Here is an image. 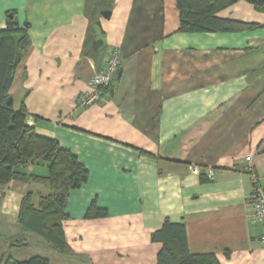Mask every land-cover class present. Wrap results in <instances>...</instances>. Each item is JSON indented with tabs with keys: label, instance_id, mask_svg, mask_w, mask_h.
Here are the masks:
<instances>
[{
	"label": "crops",
	"instance_id": "0c3cea01",
	"mask_svg": "<svg viewBox=\"0 0 264 264\" xmlns=\"http://www.w3.org/2000/svg\"><path fill=\"white\" fill-rule=\"evenodd\" d=\"M9 15L28 34L13 107L23 106L29 125L71 151L89 177L67 199L68 255L18 223L24 196L37 204L50 187L10 182L0 197V264L18 239L66 264H157L163 244L152 235L166 221L185 224L193 254L264 264L263 227L250 206L256 183L264 188V28L181 32L177 0H0L1 29ZM218 16L264 25L251 0ZM115 48L113 87L78 105ZM23 171L49 172L45 163ZM94 202L106 217H85Z\"/></svg>",
	"mask_w": 264,
	"mask_h": 264
},
{
	"label": "trees",
	"instance_id": "16d2710c",
	"mask_svg": "<svg viewBox=\"0 0 264 264\" xmlns=\"http://www.w3.org/2000/svg\"><path fill=\"white\" fill-rule=\"evenodd\" d=\"M238 0H177L180 13V31L192 32H233L264 28V25L222 19L218 13ZM254 7L264 12V0H251ZM24 34L19 49L28 43L27 30L19 27L15 17L7 19V27L0 28V197L12 181L31 180L47 184L51 193L41 197L36 204L31 192L22 199L18 223L26 234H34L62 254L72 251L66 241L63 223L69 217L65 213L71 191L83 186L89 172L69 150L58 141L40 136L34 126L29 125V115L24 107L16 110L8 103L18 65L15 64L16 49L13 36ZM45 163L48 176H30L23 171L28 165ZM106 209L92 203L85 217L104 218ZM154 242L163 244L157 264H221L214 254H193L190 252L184 223L166 221L159 231L152 235ZM12 246L26 247L24 240H13ZM5 264H51L44 256L37 255L19 261L7 259Z\"/></svg>",
	"mask_w": 264,
	"mask_h": 264
},
{
	"label": "built area",
	"instance_id": "2783aa9c",
	"mask_svg": "<svg viewBox=\"0 0 264 264\" xmlns=\"http://www.w3.org/2000/svg\"><path fill=\"white\" fill-rule=\"evenodd\" d=\"M120 66V51L112 49L110 56L106 61L104 69L94 74L91 79L92 92L90 94L81 95L78 99V105L82 107H89L102 100L106 89L113 87V78L118 72ZM197 169H195L196 171ZM213 171L207 173V177L212 179ZM250 206L252 209V219L261 223L263 227V235L261 242L264 245V188L256 183L254 191L250 197Z\"/></svg>",
	"mask_w": 264,
	"mask_h": 264
},
{
	"label": "rangeland",
	"instance_id": "374dc122",
	"mask_svg": "<svg viewBox=\"0 0 264 264\" xmlns=\"http://www.w3.org/2000/svg\"><path fill=\"white\" fill-rule=\"evenodd\" d=\"M37 254L50 256L55 264H58L60 261H62L64 264L68 263L65 257L63 259V256L60 257L59 254L53 253L52 250L46 249V247L40 248L37 246H30V244L27 247H13L12 249H9L7 259L11 258L14 260L25 261L32 258L33 256H37Z\"/></svg>",
	"mask_w": 264,
	"mask_h": 264
},
{
	"label": "water",
	"instance_id": "95a60500",
	"mask_svg": "<svg viewBox=\"0 0 264 264\" xmlns=\"http://www.w3.org/2000/svg\"><path fill=\"white\" fill-rule=\"evenodd\" d=\"M110 13L109 12H105L103 13V15H109ZM9 18H13V15H9L8 16ZM24 34H15L13 36V40H14V43H15V49H16V60H15V64L18 65L20 63V60L22 58V53L19 49V44H20V41L24 38ZM8 103H12V97H9L8 99Z\"/></svg>",
	"mask_w": 264,
	"mask_h": 264
}]
</instances>
